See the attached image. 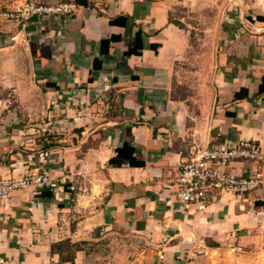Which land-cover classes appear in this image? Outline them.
<instances>
[{"label":"crops","instance_id":"crops-1","mask_svg":"<svg viewBox=\"0 0 264 264\" xmlns=\"http://www.w3.org/2000/svg\"><path fill=\"white\" fill-rule=\"evenodd\" d=\"M74 1L68 20L0 21V177L53 182L0 201V264H96L104 238L124 264H264V190L179 210L168 186L195 146L264 150V0ZM186 11L213 34L190 89Z\"/></svg>","mask_w":264,"mask_h":264},{"label":"built area","instance_id":"built-area-1","mask_svg":"<svg viewBox=\"0 0 264 264\" xmlns=\"http://www.w3.org/2000/svg\"><path fill=\"white\" fill-rule=\"evenodd\" d=\"M78 4L74 0L52 2L25 1L13 7L0 6V21L27 22L34 15L70 19ZM103 88L111 90L113 83L108 73L102 75ZM53 184L46 172L24 176L0 177V201L17 189L30 186L42 188ZM169 188L179 210L202 206L217 195L231 193L246 196L264 190V150L251 139L234 143L195 146L188 159L178 167Z\"/></svg>","mask_w":264,"mask_h":264},{"label":"rangeland","instance_id":"rangeland-1","mask_svg":"<svg viewBox=\"0 0 264 264\" xmlns=\"http://www.w3.org/2000/svg\"><path fill=\"white\" fill-rule=\"evenodd\" d=\"M186 12L185 19L187 24L185 25V28H187L189 32H191V40L193 42V47L191 48L192 51H190L189 57H193L191 55L194 54L198 55L199 57H203L201 59H198L196 62L194 61V58H189L185 65V69L187 70V72H185L183 76H186L187 78L183 79H186V82L188 83L190 89L195 88L196 85L199 84V82L197 81L199 77L198 72H200L202 69L205 74L208 72V59L209 55H211L212 53L211 45L213 40V34L211 32H206L205 30H200L201 25H199L198 18L197 16H195L194 11ZM211 19L212 17L209 15V20ZM205 84H207V81L205 82ZM124 242L125 241L108 238H104L103 240L98 241H92L89 247H91V252H94L96 254V264H113L114 261L116 262V264L126 263V260L122 261L121 259H119V257L112 256L111 259L107 256L112 252H119L122 254V251L128 248V246Z\"/></svg>","mask_w":264,"mask_h":264},{"label":"trees","instance_id":"trees-1","mask_svg":"<svg viewBox=\"0 0 264 264\" xmlns=\"http://www.w3.org/2000/svg\"><path fill=\"white\" fill-rule=\"evenodd\" d=\"M78 3V1H77ZM110 40L107 39L104 43H108ZM135 148L130 142H125L122 147L117 149V156L119 158L125 159L131 165H143L144 161L138 160L137 157L134 155ZM72 264H87V263H76L73 261Z\"/></svg>","mask_w":264,"mask_h":264}]
</instances>
